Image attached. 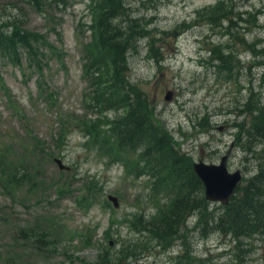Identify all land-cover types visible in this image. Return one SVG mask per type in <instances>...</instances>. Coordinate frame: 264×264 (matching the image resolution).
Listing matches in <instances>:
<instances>
[{
  "label": "rangeland",
  "instance_id": "obj_1",
  "mask_svg": "<svg viewBox=\"0 0 264 264\" xmlns=\"http://www.w3.org/2000/svg\"><path fill=\"white\" fill-rule=\"evenodd\" d=\"M122 1L115 25L127 29L136 20L144 32L128 54L130 82L171 138L154 167L143 170L144 158L117 155L107 141L105 122L121 110L101 102L102 90H114L95 43L93 14L102 2L0 0V23L15 17L45 40L36 44L40 73L23 49L20 66L0 54V264H94L103 250L138 243L142 256L134 264H264V237L249 240L246 254L210 227H194L193 217L161 249L137 219L173 200L165 177L171 153L189 167L216 165L232 146L227 164L241 172L240 187L264 170V142L241 137L251 115L264 109V0ZM230 12L232 26L224 19ZM219 52L230 57L226 64L215 61ZM181 166L172 168L180 181L187 167ZM14 167L12 188L2 178ZM86 193L92 197L82 200Z\"/></svg>",
  "mask_w": 264,
  "mask_h": 264
},
{
  "label": "trees",
  "instance_id": "obj_2",
  "mask_svg": "<svg viewBox=\"0 0 264 264\" xmlns=\"http://www.w3.org/2000/svg\"><path fill=\"white\" fill-rule=\"evenodd\" d=\"M98 1L102 4L93 14L96 26L95 43L112 70L114 88L112 94L109 92L104 94L106 90L101 91V102L108 107V110H121V114L105 122L111 133L107 141L117 155L121 153L126 156L128 152H134L144 158L142 170L154 167V163L159 160L157 156L161 146L169 144L171 138L161 129V123L155 121L146 94L130 82L128 54L136 50V42L143 37L144 32L141 29L137 31L136 20L127 21L131 24L127 29L115 25V20L123 15L122 0ZM217 10L218 8L212 12V15ZM231 13L225 14L227 16H224V19L232 26L234 17L228 18ZM36 44H45L44 38L37 33L24 30L15 17L7 18L5 24L0 23V54L20 66L19 50L23 49L31 68H35L40 73L41 53ZM215 59L226 64V60L230 57L219 52ZM258 110L255 115H251L252 120L247 135L250 138H260L264 142V109L258 108ZM95 130L97 129L93 127L91 132ZM2 161L3 159L0 163ZM185 161L184 157H177L171 153L170 173L165 177L168 181L166 189L170 194H174L173 200L170 205L162 207L151 218L144 219L142 216H137L142 233L149 235L156 242V247L167 249L173 244L182 228L188 226L187 221L194 217L196 220L194 227L195 225L196 227L201 225L206 229L210 227L213 232L229 239L235 247L247 254L244 246L249 245V240L264 237V173L262 172L264 170H261V173L252 178L246 186L240 187V183L229 204L227 206L220 204L221 206L216 209L217 207L211 208L210 202L206 201L202 182L193 173L190 164ZM164 164L165 161L161 159V166ZM183 164L187 167L184 171L185 176L180 181L177 177L179 173L173 172L172 168L182 167ZM10 170L5 176L6 179L2 178V180L15 188L18 172L14 167L11 175ZM23 172L27 173L26 164L23 166ZM22 177L24 180L27 176L22 175ZM87 197L92 196L86 193L82 200H87ZM242 247L245 250H242ZM140 248L138 243L135 248L123 246L113 253L103 250L94 264H134L142 256L136 254Z\"/></svg>",
  "mask_w": 264,
  "mask_h": 264
},
{
  "label": "water",
  "instance_id": "obj_3",
  "mask_svg": "<svg viewBox=\"0 0 264 264\" xmlns=\"http://www.w3.org/2000/svg\"><path fill=\"white\" fill-rule=\"evenodd\" d=\"M168 93L165 100L170 99ZM228 155L220 159L219 164H205L204 162H196L192 165L193 173L202 182L204 187V197L210 203H218L227 206L230 198L233 196L236 188L241 182L242 175L240 171L230 173L227 169ZM60 170H69L60 160H55ZM107 200L112 202L113 206H119L118 200L114 196H107ZM110 245L111 242H110Z\"/></svg>",
  "mask_w": 264,
  "mask_h": 264
},
{
  "label": "flooded vegetation",
  "instance_id": "obj_4",
  "mask_svg": "<svg viewBox=\"0 0 264 264\" xmlns=\"http://www.w3.org/2000/svg\"><path fill=\"white\" fill-rule=\"evenodd\" d=\"M246 129V126H244L243 127V130H245ZM241 137H245L246 139H247V132H245L244 131V134H242V136ZM249 137V136H248ZM250 138V137H249ZM251 139V138H250ZM254 140H252V141H249L250 143L251 142H253ZM246 142H248V141H246ZM255 142V141H254ZM231 149H232V146H231V148H230V151L226 154V155H228V159H227V162L229 161V158H230V156H231ZM226 155H224V156H226ZM192 165L193 164H191V167H192ZM227 169H228V164H227ZM228 171H229V169H228ZM236 171H239V170H236ZM230 172V171H229ZM230 173H233V172H230ZM241 173V172H240ZM242 175V174H241ZM242 178H243V176H242Z\"/></svg>",
  "mask_w": 264,
  "mask_h": 264
}]
</instances>
